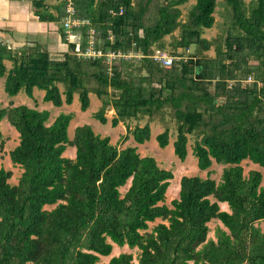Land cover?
Segmentation results:
<instances>
[{"label": "trees", "instance_id": "16d2710c", "mask_svg": "<svg viewBox=\"0 0 264 264\" xmlns=\"http://www.w3.org/2000/svg\"><path fill=\"white\" fill-rule=\"evenodd\" d=\"M44 1L32 0L34 15L42 22L62 20L63 26L66 4L54 7L56 17L45 16ZM71 1L82 25L74 30L78 39L70 41L59 27L66 45L60 56L38 45L13 50L0 44L6 95L31 99L39 90L43 102L56 108L70 106L77 95L82 112L95 96L100 108L94 119L106 125V112L113 111L111 127L123 124L137 145L150 140L151 123H161L164 131L156 137L161 149L169 144L165 126L173 119V152L180 162L194 136L197 168L206 171L214 162L224 169L219 183L181 178L178 198L168 207L171 172L140 158L135 147L118 150L88 126L77 127L69 139L70 116L48 124L46 111L0 109V123L5 119L18 133L9 159L22 170L16 185L8 183L10 171L0 170V264H98L113 245L137 249V264H264V232L258 226L264 222L262 175L251 171L244 177L241 167L249 161L264 170V0H251L249 11L243 0H223L235 33L225 39L224 51L214 49L213 58L204 55L210 43L201 31L214 25L216 0H195L185 22L178 21L177 8L190 0ZM176 30L178 38L172 35ZM90 31L94 49L102 53L97 59L82 55ZM155 51L170 53L169 69L154 61ZM109 53L120 57L106 64ZM249 59L257 64L249 65ZM144 118L143 127L130 130L129 123ZM67 148L75 149L74 159L63 157ZM156 220L162 223L148 231ZM211 221L222 226L214 239L207 237ZM132 260L120 254L108 264Z\"/></svg>", "mask_w": 264, "mask_h": 264}, {"label": "rangeland", "instance_id": "374dc122", "mask_svg": "<svg viewBox=\"0 0 264 264\" xmlns=\"http://www.w3.org/2000/svg\"><path fill=\"white\" fill-rule=\"evenodd\" d=\"M11 1V3L15 2H28L31 4L32 7V0H7ZM217 6L215 9L214 17V25L209 30H202L201 31V39L210 43V50L205 52L204 55L210 58L215 57L214 49L216 47L221 48L222 51L225 50L224 48V41L228 37L229 34L234 35V31L232 28V20H231V12L228 9L227 5L224 3L223 0H216ZM64 3V6L68 4V1L62 0H45L44 7L45 9H41L40 13H44V15H48L51 12V15L57 16L58 13L54 10V7H58L61 3ZM244 7L246 11L250 10L251 0H243ZM73 3V1H72ZM195 4V0H190L184 5L178 7L177 9L180 11V18L178 21L185 22L189 12L193 8ZM153 10V9H152ZM62 11L64 12L65 9L63 8ZM48 13V14H47ZM65 13V12H64ZM77 21V20H76ZM62 20H59L55 23L56 30H59V27L62 28ZM80 27V26H79ZM78 27V28H79ZM74 30H77L74 28ZM80 31V30H78ZM77 31V32H78ZM93 32V31H90ZM179 30H176L172 35L175 38L179 37ZM76 37H73L75 39ZM39 39V38H38ZM40 40V39H39ZM0 44H4L5 46H10L9 41L4 37H1ZM163 41L167 44L171 41L170 36H166ZM42 42V41H41ZM45 45H49L45 43ZM200 46L196 48V51L200 50ZM18 49V48H15ZM178 53L180 51H177ZM155 53V52H154ZM195 53L194 47H191L189 50V54ZM166 55L168 58L170 57V53L165 52L162 53ZM169 54V55H168ZM188 53H185L184 56H188ZM57 57V56H54ZM175 61V60H174ZM249 65L257 64L255 60L249 59ZM4 65L7 69L11 68L10 62L5 61ZM253 81V77L250 80L246 81V83H251ZM4 78L0 79V109H7L10 106L12 107H19L25 106L29 109H34L36 111H46L49 113V122L51 124L57 117L59 116H70L71 122L69 124L67 130V136L69 139L73 137L74 130L77 127L88 126L91 128L93 133L101 138H109L111 145L116 146L118 150H123L125 148H136L137 154L140 158H151L153 159L157 166L160 169L165 171H169L172 174V179L169 182V187L165 194V201L164 204L170 207V203L173 200L178 198L179 193V185L180 180L183 177H197L200 179H206L209 177L216 183H219L221 180V174L224 169L221 165H216L214 162L212 163L211 167L206 171H200L197 168V160L193 156L192 148L196 138L194 136H190L188 144H187V156L184 162H180L177 157L174 155L173 152V144L176 140V126L177 123L173 119H169L166 123L165 127L170 129L169 131V144L166 148L161 149L157 145L156 137L164 131V126L159 122H153L150 124V140L145 142L143 145H137L132 137L131 132H126V128L123 124H119L116 128H112L110 125V120L113 117V111L106 112V118L108 119V123L106 125L100 124L98 121L94 119V114L99 110L100 103L95 96H90V106L87 111L82 112L80 110V103L78 100L77 95L74 96L73 102L70 106L63 105L61 108L53 107L51 103L43 102L44 92L39 90L33 91V97L27 98L24 93L19 94L17 97H8L4 92ZM60 91L63 90L62 86L59 87ZM148 119L144 118L141 122H131L129 123V128L131 131L134 130L136 126L139 128L143 127L147 123ZM0 133H1V141L2 149L0 150V170L10 171L12 173V177L8 180L10 185H16L18 179L22 173V170L12 165L9 159V153L18 145V133L12 128L8 122L3 119L0 123ZM75 156V149L67 148L65 153L63 154L64 158L67 159H74ZM241 167L243 169L244 177H247L249 172L257 171L262 175V182L261 186L264 187V170L259 168L258 166L253 165L249 161H244L241 163ZM129 187V182L120 189L121 195H123ZM173 188V189H172ZM171 189V190H170ZM170 193V194H169ZM219 208L223 212H229L227 205L219 204ZM53 207H45V210L50 211ZM162 223L161 220H156L154 223H150L148 225L149 230L151 231L152 228L158 224ZM261 231L264 232V222L258 224ZM222 228L221 224L218 221H211L208 224L209 234L208 239H214V231L216 228ZM120 254H130L133 257L132 264H137V259L139 257L140 252L137 249L130 250L126 246L119 248L113 245L112 253L109 257L100 258L98 264H108V261L112 257H117Z\"/></svg>", "mask_w": 264, "mask_h": 264}, {"label": "crops", "instance_id": "0c3cea01", "mask_svg": "<svg viewBox=\"0 0 264 264\" xmlns=\"http://www.w3.org/2000/svg\"><path fill=\"white\" fill-rule=\"evenodd\" d=\"M1 37L9 41V47L13 50L38 45L46 49L51 57H58L66 50L55 23L40 21L28 2L11 3L0 0V39Z\"/></svg>", "mask_w": 264, "mask_h": 264}, {"label": "built area", "instance_id": "2783aa9c", "mask_svg": "<svg viewBox=\"0 0 264 264\" xmlns=\"http://www.w3.org/2000/svg\"><path fill=\"white\" fill-rule=\"evenodd\" d=\"M68 4L65 7V13L67 14V18H65L63 27L64 32L66 35V40H75L78 39L77 35L74 34V28L79 27L82 25L75 17V10L72 4L71 0H67ZM77 20V21H76ZM73 37H76L73 39ZM85 59H97L102 57V53L100 51H96L94 49V40H93V32H90L89 36V43L85 50V52L82 54ZM118 55H114L112 53L107 54L106 56V64H110L114 59H116ZM120 57V55L118 56ZM124 59H128L129 56H123ZM153 59L155 62H158L160 66L164 69H169L172 65V59L168 58L166 55L160 53L159 51H155ZM250 79H248L249 81Z\"/></svg>", "mask_w": 264, "mask_h": 264}, {"label": "bare ground", "instance_id": "6f19581e", "mask_svg": "<svg viewBox=\"0 0 264 264\" xmlns=\"http://www.w3.org/2000/svg\"><path fill=\"white\" fill-rule=\"evenodd\" d=\"M173 189V188H172ZM171 190V189H170ZM170 194V193H169Z\"/></svg>", "mask_w": 264, "mask_h": 264}]
</instances>
